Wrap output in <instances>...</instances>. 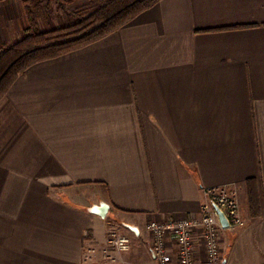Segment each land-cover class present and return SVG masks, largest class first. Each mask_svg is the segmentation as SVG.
Masks as SVG:
<instances>
[{
    "label": "crops",
    "instance_id": "crops-1",
    "mask_svg": "<svg viewBox=\"0 0 264 264\" xmlns=\"http://www.w3.org/2000/svg\"><path fill=\"white\" fill-rule=\"evenodd\" d=\"M209 186L245 221L223 264H264V0H160L0 100V264H159L147 223L199 213Z\"/></svg>",
    "mask_w": 264,
    "mask_h": 264
},
{
    "label": "trees",
    "instance_id": "trees-1",
    "mask_svg": "<svg viewBox=\"0 0 264 264\" xmlns=\"http://www.w3.org/2000/svg\"><path fill=\"white\" fill-rule=\"evenodd\" d=\"M56 1L58 3L59 0ZM159 1L90 0L86 11L75 16L72 23L60 27L52 25L45 31L39 28V15L36 16L31 8H26L28 27L24 36L12 45H6L0 55V100L16 79L31 66L100 41ZM61 5L65 6V2L62 1ZM250 202L255 211L258 205L254 189L250 191Z\"/></svg>",
    "mask_w": 264,
    "mask_h": 264
},
{
    "label": "built area",
    "instance_id": "built-area-1",
    "mask_svg": "<svg viewBox=\"0 0 264 264\" xmlns=\"http://www.w3.org/2000/svg\"><path fill=\"white\" fill-rule=\"evenodd\" d=\"M207 201L197 214L185 218L152 220L147 230L153 237L152 252L159 264H223L222 234L226 229L236 230L245 224L239 202L234 192L224 186H209L205 189ZM217 205L229 220L224 227ZM108 243L124 252L131 248L130 237L112 231ZM96 247L87 250L90 258Z\"/></svg>",
    "mask_w": 264,
    "mask_h": 264
},
{
    "label": "rangeland",
    "instance_id": "rangeland-1",
    "mask_svg": "<svg viewBox=\"0 0 264 264\" xmlns=\"http://www.w3.org/2000/svg\"><path fill=\"white\" fill-rule=\"evenodd\" d=\"M2 1L0 0V9L3 10L5 16H1L0 30L3 33H7V25L10 26L9 29H17L19 26L22 31L28 27L26 8H31L36 16L39 15V28L45 31L52 25L60 27L72 23L75 16L86 11L85 8L89 6L90 2V0H59L57 3L55 0H28L26 3L27 0H5L4 3H9L5 6ZM62 1L65 2V6L61 5ZM47 19H50L48 23L45 22ZM4 36L6 37V34ZM6 41L0 42V55L6 49V45L13 44V42L8 43Z\"/></svg>",
    "mask_w": 264,
    "mask_h": 264
},
{
    "label": "water",
    "instance_id": "water-1",
    "mask_svg": "<svg viewBox=\"0 0 264 264\" xmlns=\"http://www.w3.org/2000/svg\"><path fill=\"white\" fill-rule=\"evenodd\" d=\"M219 216H220V220L223 224L224 227H228L229 226V220L227 219V217L225 216V214L223 213V211L217 206L215 205ZM92 213H96L101 215L102 217H106L108 211H109V205L105 202H101L100 204H95L93 205L90 209H89ZM131 229L135 230V227L129 226Z\"/></svg>",
    "mask_w": 264,
    "mask_h": 264
}]
</instances>
